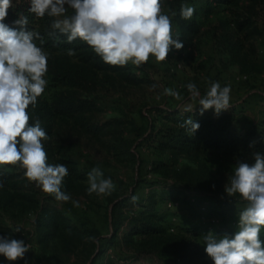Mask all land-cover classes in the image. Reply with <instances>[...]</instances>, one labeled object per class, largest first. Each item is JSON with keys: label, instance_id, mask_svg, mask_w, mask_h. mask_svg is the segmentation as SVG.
<instances>
[{"label": "trees", "instance_id": "obj_1", "mask_svg": "<svg viewBox=\"0 0 264 264\" xmlns=\"http://www.w3.org/2000/svg\"><path fill=\"white\" fill-rule=\"evenodd\" d=\"M183 5L195 9L191 19L181 18ZM29 8V0H12V7L8 9L3 22L9 27L18 28L14 22L21 14L27 17V30L38 32L44 41L42 46L49 52L47 76L62 89L51 99L42 94L35 107L29 106L28 111L32 117L30 123L34 124L38 119L48 133L49 139L42 141L48 163L64 164L68 169L61 190L71 198L61 202L48 194L44 201L38 195V188L24 177L22 169L0 166V211L7 209L18 220L33 214L35 229L28 242L32 244L36 264L44 259L48 264H97L100 259L104 264H139L136 260L143 253L158 256L159 262L151 264H211L199 236L213 230L217 237L233 236L236 228L232 223L239 219L238 214L244 208L239 205L238 195L230 197L221 190L220 178L216 179L213 168L201 161L200 155L217 152L236 163H254V154L264 155V120L256 122L244 118L236 107H230L219 115L213 109L200 115V107L192 108L189 112L185 110L191 107L155 106V117L147 131L141 133L142 144L161 153L168 152L175 162L180 156H190L199 164L183 163L174 174V184L166 181H158L156 187L150 184L148 187L151 191L143 196H137L133 191L111 197L107 214L117 232L112 237L105 236L90 216L95 209V201L93 194L88 193L89 185L86 183L92 168L81 169L76 158L61 154L65 138L60 131L67 123L97 140L123 134L128 123L125 118H97L104 110L95 95L97 87L119 84L141 87L152 83V80L147 76L144 65L137 67L129 62L126 66H112L103 62L86 43L80 40L67 43L65 36L51 29L52 18H37L29 12ZM163 10L169 15L170 10L176 13L172 17V31L184 47L180 50L173 48L172 51L182 61H187L189 52L198 47L202 23L224 13L228 18L220 24H232L237 35L231 46V59L244 65L250 62V53H256L252 44L249 52L242 53V39L252 41L262 34L259 21L264 22V0H163ZM68 49L74 50L75 55H67ZM189 117L200 125L192 135L178 126ZM118 139L124 140L122 136H118ZM118 153L127 154L131 160L137 159L128 146L120 148ZM154 163L156 168L168 165L163 160ZM133 195L138 197L135 203L131 201ZM208 200L214 203V206L207 207L209 224L182 223L177 229L171 227L172 232L165 224L170 212L166 211L167 202L183 201L182 204H186L184 207L197 217L204 209L202 203ZM73 201L78 202L79 206ZM217 214L222 216V221L218 219L220 225L215 228L211 217ZM121 229L122 243L136 252L127 254L124 248H120L119 253L105 252L117 247L116 239ZM0 234L16 236L13 228H6L2 224ZM261 239L264 240V233H261Z\"/></svg>", "mask_w": 264, "mask_h": 264}, {"label": "clouds", "instance_id": "obj_2", "mask_svg": "<svg viewBox=\"0 0 264 264\" xmlns=\"http://www.w3.org/2000/svg\"><path fill=\"white\" fill-rule=\"evenodd\" d=\"M29 12L37 18H52L51 29L66 37L71 44L76 40L86 43L106 64L126 66L129 62L139 67L150 57L165 61L173 48L184 47L174 37L172 17L166 14L163 0H29ZM12 0H0V166H14L23 170L24 177L34 182L42 192L57 201L71 198L63 192L62 184L68 175L64 164L48 163L42 141L48 133L32 117L29 106L35 107L48 84L49 52L44 41L34 30H27L29 21L21 14L12 28L3 21L7 18ZM71 9V13H69ZM195 9L181 6L180 16L188 20ZM37 41L40 43L38 44ZM67 55L74 56L72 49ZM190 99L198 101L200 115L213 109L216 115L231 107V87L209 82L201 96L195 83L186 85ZM166 95L177 100L183 97L170 88ZM187 108L185 111H192ZM194 134L200 127L191 117L178 125ZM254 163L238 161L225 185L230 197L237 195L246 202L239 212L238 230L233 236L217 237L209 232L203 237L205 252L213 264H264V155L254 154ZM89 194L109 196L116 189L110 178L105 179L99 167L87 175ZM138 197L133 195L135 203ZM76 206L78 202L73 201ZM20 232V228L16 229ZM29 246L23 239L0 236V255L9 262L24 259Z\"/></svg>", "mask_w": 264, "mask_h": 264}, {"label": "rangeland", "instance_id": "obj_3", "mask_svg": "<svg viewBox=\"0 0 264 264\" xmlns=\"http://www.w3.org/2000/svg\"><path fill=\"white\" fill-rule=\"evenodd\" d=\"M242 1L247 2V0ZM69 13H71V9H69ZM227 18L228 15L224 13L213 16L202 23L198 47L189 52L187 61H182L174 51H171L168 58L162 62H157L154 57H150L149 61L143 65L152 83H147L141 87L123 84L97 87L95 95L104 106V110L97 115V118L99 120L114 117L125 118L128 123L125 125L127 129L123 134L97 140L66 125L67 123H62L65 125L61 128L60 135L65 138V145L61 149V154L76 158L81 169L99 167L104 178H110L116 185L115 191L109 196H98L92 193L95 209L90 213V216L103 235L112 237L117 232L116 226L107 214L111 197L120 193L126 195L133 191L136 192L137 196H143L151 191V188L148 187L150 184H154V187L159 183L158 181L174 184L176 182L174 174L182 167L183 163L189 162L196 166L199 164L190 156H180L175 162L168 152L161 153L146 144H142L143 136L141 133L147 131L155 117V106L199 108L201 106L198 101L190 99L186 85L190 82L195 83L201 96H203L209 88V82H219L221 87H231V107H236L238 111L242 112L244 118L248 117L257 122L264 120V22L259 21L263 29L262 34L253 38L252 41L242 39L244 42L242 53L249 52L248 48L251 44L256 50V53H250V62L243 65L230 57L231 46L236 41L237 35L232 24H225V26L220 24ZM138 72L142 74L140 70ZM240 74H248L249 78L237 81L236 77ZM46 79L48 84L43 96L51 99L56 92L62 89V86H56L47 75ZM166 88L178 92L183 99L177 100L166 95L164 93ZM118 136H122L124 140H119ZM127 146L137 155L136 160L129 159L125 153H118L120 148ZM156 160L166 161L168 165L156 168L154 163ZM200 160L205 161L213 168L216 179L220 178L221 190L225 192V185L232 175L233 166L237 163L217 152L202 154ZM29 183L38 188L34 182ZM37 192L39 197L46 201L48 194L42 192L40 188ZM182 203L183 201H172V204L166 203V211L170 212L166 216L165 224L169 226L171 232V227L177 229V226L182 223L203 226L209 224V209L207 207L214 206L213 200L202 203L204 209L201 211V215L197 217L190 212L189 208L184 207L186 204ZM239 205L244 208L246 202L240 198ZM0 212V224L15 230L16 236H10V238L23 239L26 244L29 243L28 240L32 237L35 229L32 223L33 214H27L23 219L18 220L7 209H1ZM211 218L216 220V225L212 221L215 228L220 225L218 219L220 222L222 221L221 215L217 214L216 217ZM232 225L237 231L238 220H235ZM17 228H20V232L16 231ZM211 233L217 236L215 230ZM261 233H264V229ZM118 234L117 247L114 246L105 252L119 253V249L124 248V252L127 254L135 253L134 249H127L122 243V229ZM207 234L199 236V242L204 249L206 245L203 237ZM0 236L6 235L0 234ZM28 246L29 251L25 254L24 259L9 262L0 255V263L36 264L31 250L33 249L32 244L29 243ZM207 258L213 264L208 255ZM136 261L139 264H151L159 262V258L156 255L152 257L143 253ZM40 262L39 264H48L46 259ZM97 264L104 263L100 259Z\"/></svg>", "mask_w": 264, "mask_h": 264}, {"label": "built area", "instance_id": "obj_4", "mask_svg": "<svg viewBox=\"0 0 264 264\" xmlns=\"http://www.w3.org/2000/svg\"><path fill=\"white\" fill-rule=\"evenodd\" d=\"M249 78V75L248 74H240L236 77V80L237 81H242V80H247ZM169 204H172V202H168ZM212 221L215 223L216 220L215 218L212 219ZM27 245H29V243H27Z\"/></svg>", "mask_w": 264, "mask_h": 264}, {"label": "crops", "instance_id": "obj_5", "mask_svg": "<svg viewBox=\"0 0 264 264\" xmlns=\"http://www.w3.org/2000/svg\"><path fill=\"white\" fill-rule=\"evenodd\" d=\"M257 122V121H256ZM1 264V263H0Z\"/></svg>", "mask_w": 264, "mask_h": 264}]
</instances>
